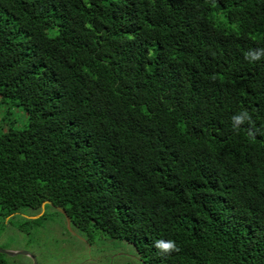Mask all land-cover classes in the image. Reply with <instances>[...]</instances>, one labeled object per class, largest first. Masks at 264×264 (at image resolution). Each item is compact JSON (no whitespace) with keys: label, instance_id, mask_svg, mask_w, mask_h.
Wrapping results in <instances>:
<instances>
[{"label":"trees","instance_id":"trees-1","mask_svg":"<svg viewBox=\"0 0 264 264\" xmlns=\"http://www.w3.org/2000/svg\"><path fill=\"white\" fill-rule=\"evenodd\" d=\"M257 49L264 0H0L1 220L47 200L147 264H264Z\"/></svg>","mask_w":264,"mask_h":264},{"label":"rangeland","instance_id":"rangeland-1","mask_svg":"<svg viewBox=\"0 0 264 264\" xmlns=\"http://www.w3.org/2000/svg\"><path fill=\"white\" fill-rule=\"evenodd\" d=\"M1 117L4 118L3 120L7 125L14 128L22 127L27 120L23 108L11 103H8L7 110L2 112ZM36 214L38 213L24 215L32 216ZM43 214H46V218L38 220L37 225H39L36 227H34L36 223L33 224L31 221L22 223L23 220L11 219L7 223V221L4 222L0 218V247L8 250L29 251L35 256L37 264H63L62 260L70 257L73 251L78 248V245L81 246V243L76 238L69 236L72 231L68 230L69 233H63L61 230L63 229V219L51 207H47ZM89 235L88 238L93 244L117 245L115 243L117 239L102 236L98 232ZM123 250L133 252L134 249L129 244L124 246ZM92 255L95 254L92 253ZM4 258L9 264H32V260L29 261L25 255H5ZM77 261H82V258L77 259ZM74 262L76 261L74 260Z\"/></svg>","mask_w":264,"mask_h":264},{"label":"flooded vegetation","instance_id":"flooded-vegetation-1","mask_svg":"<svg viewBox=\"0 0 264 264\" xmlns=\"http://www.w3.org/2000/svg\"><path fill=\"white\" fill-rule=\"evenodd\" d=\"M46 208L47 207H45L44 210ZM18 214L26 217V215L22 213ZM69 231H72V234L69 233V236L76 238L81 243V246L78 245V248L73 251L70 257L63 259V264H147L141 257L139 251L128 241L117 239L115 242L117 244L116 246L93 244L88 238L90 236L82 231L74 229L71 226V222ZM64 232L66 231L63 230V233ZM129 244L133 246V252H126L123 250V247ZM92 253L95 255L93 256ZM80 258H82V261H77V259ZM74 260L76 262H74Z\"/></svg>","mask_w":264,"mask_h":264},{"label":"clouds","instance_id":"clouds-1","mask_svg":"<svg viewBox=\"0 0 264 264\" xmlns=\"http://www.w3.org/2000/svg\"><path fill=\"white\" fill-rule=\"evenodd\" d=\"M264 56V49L250 50L248 54V58L251 61H256ZM245 120L250 121L251 118L247 112L242 113L241 115H236L233 117L234 128L238 127L240 124L244 123ZM154 246L163 254L168 255L174 251H179V248L175 241L173 240H157L154 243Z\"/></svg>","mask_w":264,"mask_h":264},{"label":"water","instance_id":"water-1","mask_svg":"<svg viewBox=\"0 0 264 264\" xmlns=\"http://www.w3.org/2000/svg\"><path fill=\"white\" fill-rule=\"evenodd\" d=\"M46 204H49V205L52 206V203L50 201L45 200V201H43L41 203V210H40V212L38 214L32 215V216H27L26 215V217L27 218H31V219L38 218L39 216H41L43 214ZM54 207L59 212H61V214H63V216L65 218V222H66V227H67L68 230H70V222L71 221H70V217L68 216L66 211L63 208L59 207V206H54ZM0 253L8 255V256L25 255V256H28V257H30L32 259V263L33 264H37L35 256L29 251H25V250H8V249H3V248L0 247Z\"/></svg>","mask_w":264,"mask_h":264}]
</instances>
